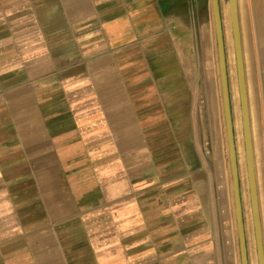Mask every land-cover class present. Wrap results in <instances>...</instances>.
Wrapping results in <instances>:
<instances>
[{
    "label": "crops",
    "instance_id": "obj_1",
    "mask_svg": "<svg viewBox=\"0 0 264 264\" xmlns=\"http://www.w3.org/2000/svg\"><path fill=\"white\" fill-rule=\"evenodd\" d=\"M177 7L0 0V264H241L224 189L218 212L201 187L184 117L200 63Z\"/></svg>",
    "mask_w": 264,
    "mask_h": 264
},
{
    "label": "rangeland",
    "instance_id": "obj_2",
    "mask_svg": "<svg viewBox=\"0 0 264 264\" xmlns=\"http://www.w3.org/2000/svg\"><path fill=\"white\" fill-rule=\"evenodd\" d=\"M178 10L180 6L184 11H188L189 19L192 20V28L190 29V34L192 38V50L193 56L199 58L200 70L199 78L197 80V89L195 93V98H193V104H190L188 110L185 111V119L190 116L189 129L192 130L194 134L199 135L200 140V150H201V160L202 164L205 165V171L200 172V181L201 187H214L216 191L217 199V211L219 212L218 197L220 196V189L223 188L225 193L226 202L228 203L229 212L232 215V220L234 228L237 229L236 217H235V208L233 201V191H232V175L230 170L229 159L227 157V138L225 132V120L223 112V102H222V90H221V80L219 73V64H218V55H217V42L216 34L214 27V19L212 12L211 0H177ZM219 8L221 13V22L225 43V52H226V70L228 76V85H229V94H230V103L232 111V120H233V130H234V144L237 155V164H238V174L240 180V192H241V201H242V210H243V223H244V232L246 239L247 255L250 264V254H249V238H248V227L245 219L244 212V196H243V183L246 186L248 202H249V215H250V229L253 237V248L256 256V245H255V233L250 201V192H249V183L246 169V157H245V148L243 141V130L242 131V161H243V171L240 166V156L238 153V147L235 136V119H234V103L232 98V85H234L236 94H237V106L239 109V120L241 122V113H240V99H239V87L237 80L236 72V63H235V51L233 44V34L231 27V18L229 13L228 0H219ZM238 22L240 27V41L242 37V26H241V12H240V0H238ZM228 17L229 29L231 34V50L233 57V82L232 76L229 72L228 67V49L227 41L225 38L224 32V22L225 17ZM242 52V51H241ZM212 58L214 62V68L209 70L210 75L208 76L207 69V60ZM212 68V66H211ZM245 69V68H244ZM251 119L250 128H251V137L253 144V156H254V172H255V181L257 188V200L259 207V216L261 222V234L263 240L264 248V197H263V184L262 177L257 171V161L256 153L257 147L261 148V141L257 140V136H261L259 132H254V123ZM187 122V121H186ZM187 125L185 123V131H187ZM264 128V126H263ZM259 134V135H258ZM216 160L220 161L221 171L223 175V182L219 181L216 176ZM239 241V238H238ZM239 245V244H238ZM240 254V248H239ZM241 262V258H240Z\"/></svg>",
    "mask_w": 264,
    "mask_h": 264
},
{
    "label": "water",
    "instance_id": "obj_3",
    "mask_svg": "<svg viewBox=\"0 0 264 264\" xmlns=\"http://www.w3.org/2000/svg\"><path fill=\"white\" fill-rule=\"evenodd\" d=\"M211 4H212V12H213L214 27H215L216 42H217V55H218L219 73L221 80L223 112H224V120H225L227 145L229 150V164L232 175V191H233V201L235 208L237 232L239 238L240 258H241V264H249L245 232H244L240 180L238 174L237 155L234 144L233 120H232V111H231V103H230L228 76L226 70V52H225V43H224V36H223V29L221 22V13L219 8V0H211ZM228 6H229V13L231 18L233 44L235 51V63H236V72H237V80L239 87L243 141L245 148L246 169H247V176L249 183L250 201H251V209H252V217H253V225H254V233H255L257 264H264V248H263L261 222H260L259 207L257 200V188H256L255 172H254L253 144H252L251 128H250V122L248 116V105H247V96L245 90V82H244V67L242 64L243 62H242V52H241L240 29L238 22L237 0H228Z\"/></svg>",
    "mask_w": 264,
    "mask_h": 264
},
{
    "label": "bare ground",
    "instance_id": "obj_4",
    "mask_svg": "<svg viewBox=\"0 0 264 264\" xmlns=\"http://www.w3.org/2000/svg\"><path fill=\"white\" fill-rule=\"evenodd\" d=\"M237 5H238V0H237ZM240 12H241V20H242V24H241L242 37L244 42V58L242 55V62H243L242 64L243 67L245 68L244 82H245V90L247 96L248 116L250 115L249 113V107H250L253 113L252 118L254 122V132L256 131V135H257V132L262 134L261 130L262 127L264 126V124H262L264 117V99L260 100L259 96L257 95L259 82H261V80H264V0H240ZM224 23H225L224 32L227 41V49H228L227 52L228 67L233 82L234 73H233V57L231 50V34H230L227 15L225 17ZM232 98L234 103L235 136L238 147V153L240 156V166L243 171V161H242L243 150L241 145L242 119L240 122L239 109L237 106V94L234 85H232ZM240 113H241V108H240ZM249 122L251 123L250 116H249ZM257 138H259V136H257ZM227 157L229 159L228 145H227ZM215 165H216L217 179L223 182V175L221 171L220 161L216 160ZM243 196H244L245 219L248 227L250 264H257L256 256L253 248V237L250 229V221H249L250 215H249V206H248L249 202H248L246 186L244 183H243Z\"/></svg>",
    "mask_w": 264,
    "mask_h": 264
}]
</instances>
